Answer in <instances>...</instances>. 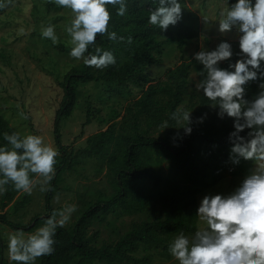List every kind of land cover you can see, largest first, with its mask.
Masks as SVG:
<instances>
[{"label":"rangeland","instance_id":"rangeland-1","mask_svg":"<svg viewBox=\"0 0 264 264\" xmlns=\"http://www.w3.org/2000/svg\"><path fill=\"white\" fill-rule=\"evenodd\" d=\"M184 6L182 23L195 32V36L180 46L178 40L168 36H160L163 40L156 51L157 62L147 66V79L142 82L130 81L126 87L119 89L116 84L104 81L82 83L77 87V103L73 114L62 122V141L74 153L89 146V138L104 130H112V140L107 147V155L89 157L80 154L72 169L62 174L59 187L56 189L53 206L59 209L67 204H75L77 211L72 215L67 227L76 222L83 208L95 202L101 195H110L115 191L116 175L111 169L110 155L121 153L136 133L146 136H165L168 132L179 129L183 124L167 119L168 128L151 123L148 113H139L140 107L135 102L140 99L149 85L158 87V96L165 105V113H170L169 101L181 87L182 101L177 106L195 112L200 107L201 92L196 91L195 84L200 77L198 62L189 60L193 53L204 49H214L221 40L232 43L234 52L239 51L236 32L221 35L217 31L219 13L228 6L227 0H181ZM201 13L208 17L202 23ZM69 9L58 7L54 0H13L7 9H0V113L17 130L21 136L40 135L45 143L56 148L61 157L54 134V120L64 97L63 81L67 72L75 65L83 63L69 56L70 38L64 31L71 19ZM55 26L59 43L54 45L50 40L41 37V27ZM233 56V62L237 59ZM227 62H222L225 64ZM187 65V66H186ZM250 88L257 91V84L250 83ZM176 108V109H177ZM91 109L89 122L88 110ZM23 111L28 119H23ZM205 159V148L200 154ZM56 158V159H57ZM174 155L153 153L150 162L161 174L160 184L147 179V192L150 204L142 212L129 214L110 212L105 220L96 219L89 229L95 236L94 243L101 245L119 239L135 222L143 220H161L166 218L169 206L165 195H180L182 203L188 197L184 192L199 189L197 206L208 193H228L232 191L247 173L251 162L241 161L240 165H232L230 161L224 168L213 167L206 174L207 182L196 183L197 176L202 179L203 172L192 175L178 169ZM57 167V163H56ZM231 169V170H230ZM202 170H205L204 167ZM2 193H0L1 196ZM46 194L35 189L32 195L18 192L6 207L0 202V212H5L11 220L25 224L32 221L35 215L46 213ZM59 194V201L55 196ZM28 198L27 204L16 207V201ZM197 225L202 227L198 221ZM42 221L39 226L43 225ZM38 226V227H39ZM37 228V227H36ZM35 228V229H36ZM0 229L6 243L9 233L16 231L0 222ZM24 231L26 234L35 231ZM185 235L191 234L183 232ZM175 233L171 240L178 235ZM6 248V256H7ZM138 256L148 257L147 264H178L172 256H166L161 249L142 246ZM8 257V256H7ZM12 263V262H11ZM35 264H40L38 258ZM97 264H106L98 261ZM131 264V263H127Z\"/></svg>","mask_w":264,"mask_h":264},{"label":"clouds","instance_id":"clouds-1","mask_svg":"<svg viewBox=\"0 0 264 264\" xmlns=\"http://www.w3.org/2000/svg\"><path fill=\"white\" fill-rule=\"evenodd\" d=\"M13 0H0V9H7ZM61 8L71 11V19L64 31L70 38L69 56L98 70L117 63L110 50L96 46L98 36L113 42L125 41L115 31H109L112 19L109 5L116 15L125 16L126 0H54ZM118 6V7H117ZM181 0H157L150 10L148 23L167 32L183 20ZM202 23L208 17L201 13ZM236 32L239 51L232 43L221 40L214 49L200 47L192 60L202 65L201 79L195 89L212 102L220 119L233 121L229 134V161L240 165L251 162L239 184L228 193H208L203 196L195 215L202 227L191 236L180 232L169 243L168 251L178 264H264V0H235L219 13L217 31L221 35ZM41 37L52 44L59 43L55 26L41 27ZM132 37H127L131 44ZM90 48L93 49L90 51ZM238 58L233 62V56ZM228 62L227 67H221ZM257 91L248 97L250 83ZM20 116L28 119L21 111ZM207 113L193 119V112L178 107L171 119L183 124L184 135H191L192 125L203 123ZM168 128L167 121L161 125ZM179 129L176 136H180ZM246 135H242L245 133ZM182 138V137H181ZM175 139V137H173ZM5 146H0V193L11 184L15 191L32 195L35 189L51 191L56 175L58 151L40 135L21 136L18 132L4 133ZM175 146V145H174ZM231 170V169H230ZM59 201V194L55 196ZM77 211L75 204L53 210L44 218L42 226L26 234L17 229L7 236V256L12 264H35L38 258L55 251V236Z\"/></svg>","mask_w":264,"mask_h":264},{"label":"trees","instance_id":"trees-1","mask_svg":"<svg viewBox=\"0 0 264 264\" xmlns=\"http://www.w3.org/2000/svg\"><path fill=\"white\" fill-rule=\"evenodd\" d=\"M229 4V0H227ZM235 0H230L234 3ZM127 12L125 16L116 15V8L108 6L112 19L109 31H115L118 36H124L125 41L113 42L106 36H98L96 46L104 50H110L117 58V63L103 70L90 68L83 63L75 65L66 73L63 81L64 97L54 120V134L59 147L61 157L57 158L55 178L51 182V191L46 194V213L34 216L31 222L25 224L11 220L5 212H0V222L12 227L32 231L51 215L53 210L59 209L53 206V198L63 172L72 169L80 154L89 157L107 155V147L112 140V130L107 129L98 135L89 138V146L74 153L68 149L62 141V122L64 118L73 114L77 103V87L82 83L92 81H104L116 84L123 89L130 81L142 82L148 77L147 66L157 62L156 51L159 50L163 40L160 36H168L178 40L180 46H184L186 40L195 36V32L179 22L176 26H170L167 32H162L158 27L148 23L150 10L157 6V0H126ZM118 7V6H117ZM132 37V43H127V37ZM93 49L90 48V51ZM228 62L221 64L227 67ZM187 66V65H186ZM202 65H198L199 73ZM177 90L169 101L170 113H165V105L158 96V87L154 84L148 86L139 100L135 102L140 107L139 113H148L151 123L157 126L171 119V114L182 101V95ZM256 93L248 86L249 99ZM200 107L193 112V119L207 113L203 123L193 124L191 135H184L183 129H179L180 136H176L178 129L168 132L165 136L151 137L143 133H136L130 137L127 144L121 147L119 155L112 154L109 157L111 169L116 175L115 191L86 205L80 212L76 222L71 227L58 228L55 236V251L50 256L39 258L40 264H97L104 261L106 264H147L148 257L138 256L137 252L142 246L151 249H161L166 256H171L168 247L171 237L175 233L185 232L193 235L197 228V195L199 189H190L185 193L187 201L182 203L180 195H165V202L169 206L166 218L161 220H143L135 222L119 239L112 242H104L101 245L94 243L95 236L89 233L91 225L96 219L105 220L110 212H122L135 214L144 211L150 204V195L147 192L146 180H153L160 184L161 174L150 162L153 153L159 155H174L177 159L178 169L187 174L203 172V178L198 176L196 183H206L205 177L208 169L224 168L229 161L230 141L229 134L233 129L231 118L220 119L217 110H214L212 102L203 94L200 96ZM91 109L88 110L89 122ZM17 132L5 117L0 113V146H5L4 133ZM242 135H246L242 133ZM175 137V139H173ZM182 137V138H181ZM175 145V146H174ZM205 148V159L201 160L202 148ZM204 167L205 170H202ZM7 191L0 196V202L6 207L17 195L11 184L6 186ZM28 198L24 197L16 201V207L21 208L27 204ZM7 243L0 229V264H12L6 256Z\"/></svg>","mask_w":264,"mask_h":264}]
</instances>
